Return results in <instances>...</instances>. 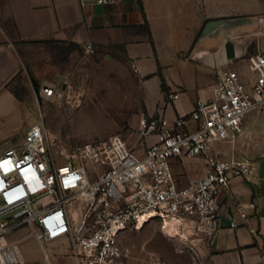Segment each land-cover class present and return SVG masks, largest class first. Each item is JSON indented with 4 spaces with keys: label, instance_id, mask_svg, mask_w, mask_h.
I'll use <instances>...</instances> for the list:
<instances>
[{
    "label": "built area",
    "instance_id": "2783aa9c",
    "mask_svg": "<svg viewBox=\"0 0 264 264\" xmlns=\"http://www.w3.org/2000/svg\"><path fill=\"white\" fill-rule=\"evenodd\" d=\"M85 50L95 53L91 44ZM41 95L58 96L53 85L43 86ZM179 95L171 93L170 101ZM251 113L264 116V53L220 70L212 97L198 99L191 113L143 115L137 131L146 144L142 154L113 135L79 147L68 164L58 165L44 122L32 125L21 143L0 153V264H24L21 244L27 239L65 240L78 264H126L132 248L122 236L153 222L165 237L187 246L195 264H205L198 244L213 241L220 229L221 196L230 193L234 179H250L257 171L253 159H227L221 148L245 134ZM261 140L264 145V127ZM195 160H203L206 173L184 184L176 169ZM75 204L80 213L71 209ZM254 207H237L244 224ZM229 220L231 229L240 227L235 217ZM167 224L174 235L165 232ZM22 230L24 237L12 238Z\"/></svg>",
    "mask_w": 264,
    "mask_h": 264
},
{
    "label": "crops",
    "instance_id": "0c3cea01",
    "mask_svg": "<svg viewBox=\"0 0 264 264\" xmlns=\"http://www.w3.org/2000/svg\"><path fill=\"white\" fill-rule=\"evenodd\" d=\"M179 14L184 23L176 26L175 33L180 30L182 38L169 32L170 47L166 51L158 49L156 33L168 30ZM212 21L227 24L202 36ZM221 39L237 43L227 42L228 46L221 49L224 59L232 62L227 65L215 58ZM90 44L95 52L125 45V59L136 66L140 77L152 75L153 87L165 95L179 92V98L167 107L170 116H166L173 118L191 113L198 99L212 97L220 70L236 68L248 56L264 53V8L257 0H115L108 5H82L80 0H0V121H7L0 139H10L21 129L9 126L11 117H19L22 106L12 93L16 90L14 82L28 71L36 82L54 83L49 74L53 67L47 65L49 53L60 45L85 49ZM240 45L245 52L236 53L235 47L239 49ZM65 51L69 54L68 48ZM117 52L121 55L123 50L118 48ZM188 64L195 66L194 75L190 67L180 72L182 65ZM163 81L167 94L162 90ZM258 118L261 123H256ZM32 125L24 126L23 134ZM263 127L264 116L252 113L245 119V134L237 143L221 147L227 159H253L257 171L250 179H234L230 193L221 196L220 229L213 241L198 244L205 264H264ZM186 162L183 166L188 178L178 175L184 184L205 175V163L202 172L193 173L194 161ZM250 204L255 207L249 209L246 225L237 207ZM230 216L238 220V229H231ZM125 237L121 238L124 244ZM38 244L36 253L24 252V264H78L67 241ZM125 263L153 264L133 256Z\"/></svg>",
    "mask_w": 264,
    "mask_h": 264
},
{
    "label": "rangeland",
    "instance_id": "374dc122",
    "mask_svg": "<svg viewBox=\"0 0 264 264\" xmlns=\"http://www.w3.org/2000/svg\"><path fill=\"white\" fill-rule=\"evenodd\" d=\"M257 2L264 8V0ZM182 19V14L177 15V19L171 20L168 30L156 33L158 49L166 51L170 47L171 38L167 33H175L176 26L184 23ZM178 32L175 34L181 39L182 32ZM232 40L221 39L217 43L220 51L216 52L215 58L222 65L232 63L231 60L224 59L221 50L223 45L228 46L227 42L237 45ZM238 47L239 49L235 47L236 53L245 52L244 45ZM66 48L69 49V54L66 53ZM54 50L49 53L47 65L53 67L49 74L54 83L49 85L55 87L58 96L43 98L41 88L46 86L45 83L34 81L28 71L21 75L16 81L17 84L14 82L16 90L12 93L22 109L19 110V117H11L9 123L10 129H21L10 139H0V153L22 142L24 126L43 121L50 137L53 158L58 165L68 164L79 147L113 135H121L130 147L142 154L146 144L137 133L139 121L143 115L148 116L150 113L170 116L167 107L171 103V93L165 95L155 89L151 81L152 75L140 77L136 66L125 59L124 52L123 55L118 54V46L99 49L94 54H89L80 47L72 49L71 46L64 48L60 45ZM250 57L251 55L246 59ZM188 67L194 75L195 66L191 64L182 65L180 72ZM260 119L256 123H261ZM5 122L7 121H0V135L3 134L2 126ZM152 140L148 139V144ZM74 164H77L76 161ZM192 166L193 173L202 172L204 162L194 161ZM183 169L184 166H178L176 170L180 172L177 175L183 179L188 178ZM78 206L75 204L71 209L80 213ZM26 233V230H22L12 238H20ZM125 235L124 241L132 248V256L141 261L153 264L159 261L166 264H195L191 253L187 252V246L177 239L165 237L158 222L146 225L141 231H131ZM21 248L23 252L34 253L38 251L39 244L35 239H27L21 244Z\"/></svg>",
    "mask_w": 264,
    "mask_h": 264
},
{
    "label": "water",
    "instance_id": "95a60500",
    "mask_svg": "<svg viewBox=\"0 0 264 264\" xmlns=\"http://www.w3.org/2000/svg\"><path fill=\"white\" fill-rule=\"evenodd\" d=\"M226 24H227L226 21H212L205 27V29L203 30L202 36H206L212 33V31L215 30L216 28L221 27Z\"/></svg>",
    "mask_w": 264,
    "mask_h": 264
},
{
    "label": "trees",
    "instance_id": "16d2710c",
    "mask_svg": "<svg viewBox=\"0 0 264 264\" xmlns=\"http://www.w3.org/2000/svg\"><path fill=\"white\" fill-rule=\"evenodd\" d=\"M145 27L147 28V31L150 34V30H149V26H148V23L147 22L145 24ZM151 44L154 46V43H153V40L152 39H151ZM118 48L122 49L124 53L126 52L125 45H119ZM162 90H163L164 93H166V94L168 93V89L166 88L164 81L162 83Z\"/></svg>",
    "mask_w": 264,
    "mask_h": 264
},
{
    "label": "bare ground",
    "instance_id": "6f19581e",
    "mask_svg": "<svg viewBox=\"0 0 264 264\" xmlns=\"http://www.w3.org/2000/svg\"><path fill=\"white\" fill-rule=\"evenodd\" d=\"M143 227H145V225L141 224L140 229H142ZM165 232L168 233L169 235H174L176 233V230L173 225L167 224L165 227Z\"/></svg>",
    "mask_w": 264,
    "mask_h": 264
}]
</instances>
